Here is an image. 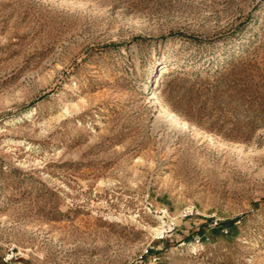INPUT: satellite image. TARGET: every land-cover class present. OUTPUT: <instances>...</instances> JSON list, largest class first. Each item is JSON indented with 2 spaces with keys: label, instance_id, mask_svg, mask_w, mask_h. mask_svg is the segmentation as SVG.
Segmentation results:
<instances>
[{
  "label": "rangeland",
  "instance_id": "1",
  "mask_svg": "<svg viewBox=\"0 0 264 264\" xmlns=\"http://www.w3.org/2000/svg\"><path fill=\"white\" fill-rule=\"evenodd\" d=\"M0 264H264V0H0Z\"/></svg>",
  "mask_w": 264,
  "mask_h": 264
},
{
  "label": "bare ground",
  "instance_id": "2",
  "mask_svg": "<svg viewBox=\"0 0 264 264\" xmlns=\"http://www.w3.org/2000/svg\"><path fill=\"white\" fill-rule=\"evenodd\" d=\"M170 60H172V58H171ZM152 98H154V99L152 100L151 103H157V102H158V99H159V96H158V94H154V95L152 96ZM169 117H170L171 119L177 121V122H181L183 125L186 124L183 120H181V119H180L175 113H173V112H170V113H169Z\"/></svg>",
  "mask_w": 264,
  "mask_h": 264
}]
</instances>
